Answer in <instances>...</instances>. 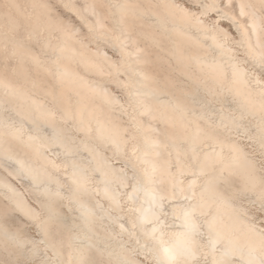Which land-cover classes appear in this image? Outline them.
<instances>
[{
	"label": "rangeland",
	"instance_id": "rangeland-1",
	"mask_svg": "<svg viewBox=\"0 0 264 264\" xmlns=\"http://www.w3.org/2000/svg\"><path fill=\"white\" fill-rule=\"evenodd\" d=\"M74 1L77 6L79 5L78 7L80 10L82 9L84 11L83 13L90 21H94L98 18L103 20L107 27L108 25H112V18L108 12L107 6H105V3L101 2V0H91L93 4L88 0ZM86 1L87 4L84 3ZM131 1L143 10H151L156 13H162L163 10L167 9L166 6H169V3H171V5H179L180 7L186 8L189 14L192 12V17L198 16L207 26L214 28L219 27V38L222 39L224 44L230 49L232 57L247 71L249 85L252 88L260 87L264 89V49L262 51L263 61H261L248 51L245 39V36L249 37L253 46L257 48V45L252 39V29L250 25V13L252 11L250 12L249 8L253 7V9H256V13L259 14L258 18L262 25L260 39L264 44L263 4H259L258 6L255 0H229L227 3H225V0H210L211 2L209 0ZM239 2H242L246 7L244 13H240ZM63 5V3L57 0H46L45 33L48 35V40H58L62 32L66 33L64 37L74 46L77 52L74 54L75 57H73L71 61L72 65L81 75L85 76L90 83L95 82V84L98 85V89L95 90L96 92H94V90H92V93L91 91L88 92L89 90L87 91L89 104H91L93 108L94 105L95 107H102L98 110L100 112L97 116L106 121L107 124H111L110 126L113 128L117 126L115 129L119 130L118 137L121 138L116 140V143L112 141L106 142L97 136L93 129H89L93 134L87 128L77 129L79 128L78 124L76 125L75 122L77 120L74 119L73 116L72 119L69 115H66L64 112L65 106L56 103L54 100L55 96L53 91L58 89L59 84H57L58 82L55 81L54 76L50 74L51 72L45 67V64H48L50 60V53L48 50L42 55L43 66H36L32 64V62L26 66L23 72L17 71L18 73H16L17 76H14V80L17 83L19 91L21 90V93L23 91L24 93L22 94H24L25 97L28 96V99L37 98L36 100H40L39 102H41L42 106L45 107L47 111L36 114V117H38L36 118L37 121L39 122L40 120V124L42 122L40 125L43 129L42 131L45 134L49 132L47 135L55 131L59 136V140L61 139V143L57 142L54 145L46 146L40 157H35L25 146H19L18 144L14 145V149L18 150L19 154L24 157L26 162L30 163L33 167H37V180L25 174L18 175V173L13 171L14 168L12 166L0 164V180L5 183L8 182L13 191L12 195L6 187L0 188V225L7 232L10 231L9 233H15L17 236H20L21 239H24V243L18 245L6 240L0 231V264H65L66 255L68 254L67 252L70 246L69 243L71 242L69 241V237L73 234L77 235L78 238H75L73 243L76 245H83L85 243L82 238L83 233L89 231L94 237L100 240L98 241L103 250L104 248H115L114 246L116 244L121 245L125 251L124 253L127 255V260H124L121 264H163L153 256L150 249L154 240L142 237L138 231V225L130 222L135 213L136 204L141 201V195L138 194L135 198H130L129 192L132 190V186L136 180L135 166L136 164L141 166L143 163L137 159L133 161L136 158L135 155H137L139 148L137 144H139L140 126L134 123L138 113H135L136 107L134 99L129 93V83L127 81V75L129 74L127 72L125 73V71L115 69L114 65H116L115 63L119 60V53L116 49L111 48L104 40H97L92 37L93 34L91 32V34L89 33L90 28L83 23V20ZM87 5H89V7ZM177 13L179 12L177 11ZM143 24L138 26L135 25L133 28H128L125 31L120 30L121 36H127V40H130V37H134L135 42L133 43L140 48V50L138 49L132 56V58L136 59V65L152 73L153 83L156 81V84H159L158 86L161 88L165 85L168 87L169 91L166 89L165 95L171 94L172 96H178L181 94L179 98H184V102L190 106V109L196 106V111H199V107L201 106L203 111L205 110V115L203 114L202 117H197L193 114L192 110L189 109L191 112L187 110L184 113L183 119L190 124L191 122L192 124L195 122L196 124L202 125V133L200 134L204 137L202 142L204 146L201 145V149L207 147L211 148L213 145H217L216 143L219 145L222 144L228 157L232 159L230 164L228 163L223 168H219V165L216 163H214V165L212 164L209 167L210 171H208V173L216 172L218 176L216 175L215 178L212 176L213 179L210 178L206 184L203 183L205 182V178L200 177V182L194 187V193H189L188 188L185 187L183 191L176 195L177 197L172 199V201L193 202L198 198L200 201L209 203L207 204V211L197 212L196 214L200 223V228L197 233L198 255L191 261L180 260L175 264H209L212 253L217 254L221 249L220 243L215 244L213 247L209 243V235L204 226V222L209 217L210 213L215 210V207L212 205L213 197L210 196V193H215L213 195L218 194L226 200L222 207H218L219 209L216 211L217 216L215 218L217 219V223H224L223 225L228 226L231 234H236V238L240 243H246L245 240L250 241L256 244L258 250H264V105L262 106V104L254 101L249 103L251 111L242 110L237 105L235 96H233L225 86H221L205 77L192 62L182 63L178 61V58L172 51V39L170 37H167V35L155 25L145 26ZM238 25L241 26L239 27ZM242 29L245 30L242 31ZM132 46L133 45L128 44L129 48ZM101 49L106 57H109L108 59L104 57L102 59V55L100 56L96 53L97 51H101ZM212 52L215 53V50ZM82 54L89 59L91 58L94 64L83 63L82 59L84 56ZM31 71L34 72L32 73ZM166 87L163 88L165 89ZM14 92L15 95L9 94L11 97L8 95L10 101L9 105L12 107L8 106L9 109L8 107L6 108V112L11 113L13 117L16 115L15 110H17V114H19V112H21L20 108L24 107V103H21L16 91ZM104 93L115 97L116 103L114 106H110V108H108L109 106L107 107V103L105 99H103L105 96L103 95ZM74 94L73 91L67 90L64 95L65 99L71 100ZM13 95L16 97L13 98ZM193 95L195 96L193 97ZM262 97L264 99V90ZM96 109H98V107ZM62 113L65 116L63 115L62 117ZM21 116L24 117L25 121H29V119H27L28 117L22 114ZM138 117L148 126L145 132L159 139V144H161L158 146L157 156L159 159L163 160L166 158L170 159L169 166L171 170H174L177 164L186 165L190 163V152L179 151L173 147V143L175 144L177 142L179 136L182 133L188 132L190 124L181 127L175 121L172 122L169 120L167 123V118H162L161 115L159 116L158 112L154 115H152L151 112L139 113ZM26 125L29 126L28 123H26ZM48 125H51L52 128ZM29 128L30 127H26L25 130L30 131L31 129ZM86 130L88 135H86ZM72 139L76 141L73 140L72 142ZM63 140H66L65 144ZM132 142H134L135 145ZM209 142L211 144H209ZM66 144L70 146L67 145V147ZM120 146L122 148H120ZM163 146L165 148H163ZM173 154H175V156ZM71 157L76 158L72 159ZM91 158L93 160L96 159L95 161L98 164L101 162L99 165L102 169L108 168L107 170H109V166H112L114 168V173L109 172L118 178H120L119 176H121V178L123 177L122 184L120 182H115L114 185L116 191L118 190L117 203H113L109 197L101 192L99 188L100 182H98L100 180V173L98 170L86 171L88 175H86L85 182H83L84 184L75 183L72 180L71 167L74 160L79 161L83 159L82 163L85 162L84 164L87 165L86 163L89 164V162H91ZM133 162H136V164ZM132 164H134V167H132ZM190 177L191 174L185 172L182 173L181 180L185 182ZM153 179L156 186L163 191L166 190V192H168V190L170 191L175 188L172 186L170 176L167 175L166 171L158 169L157 172L155 171ZM46 180L49 181V187L51 189L58 190L56 199L55 197H53V199L46 194H42L43 192L40 188ZM202 185L204 187L201 188ZM78 201L86 202L98 210L93 220L87 225L79 223ZM204 204L206 205V203ZM49 205L50 208L48 207ZM47 207L52 209L47 211L45 210L48 209ZM99 207L102 208L99 209ZM52 211H55V213H52L54 216L52 218L48 217V213ZM159 215V220L148 221L147 226L157 223L160 228L158 229V233L162 232V238L166 239L170 231L180 225L178 216L174 214L170 201H168L166 197L163 199V205ZM59 217H62L61 219L63 222L65 220L64 224L57 220ZM54 219L58 222L56 220L54 221ZM71 220L74 221L76 225H71ZM66 221L68 223H66ZM231 221L234 223L229 225ZM41 222H43V226L40 225ZM121 222L123 224H121ZM70 225L71 228H69ZM120 225L122 227H120ZM242 225L245 226L242 227ZM245 231L248 232L245 234ZM83 253L81 261L75 264H120L111 256L109 257V255H105L90 246L84 247ZM263 259V257L262 259L260 258L262 263H264ZM223 264L254 263L242 260L238 256H233L230 259H226Z\"/></svg>",
	"mask_w": 264,
	"mask_h": 264
},
{
	"label": "bare ground",
	"instance_id": "bare-ground-1",
	"mask_svg": "<svg viewBox=\"0 0 264 264\" xmlns=\"http://www.w3.org/2000/svg\"><path fill=\"white\" fill-rule=\"evenodd\" d=\"M57 1L63 3L64 4L63 6L68 8L71 12L75 13L77 17L83 20V23H85L90 28L89 33L91 32L93 34L92 37H94L97 40L98 39L104 40L106 43H108L111 46V48L116 49V51L119 53L118 54L119 60L117 63H115L116 65H114V63L113 65L115 66V69L125 71V73L127 72L129 74L127 75L128 77L126 76L127 81L129 83L128 86L129 93L134 99V104L136 107V109L134 108L136 111L135 110L134 111L135 113H138V115L139 113H146V112L147 113L151 112V114L154 115L156 112H158L159 116L161 115L162 118L164 117V119L167 118L166 121L167 123L169 120H171L172 122L175 121L178 125L182 127L190 124L188 121H185L183 119L184 113L187 110L189 112H191L190 110H192L193 114H195L197 117H202L205 111V110L203 111L200 105H198L200 106L199 111H196L195 109L196 106L190 109V106H188V104L184 102L183 100L184 98L182 99L179 98V95L181 94H179L178 96L176 95L177 97L175 95L174 97L171 94L165 95V90L167 89L169 91L168 87H166L165 85L163 86L166 87L164 89L163 87L162 88L159 87L158 86L159 84L157 85L156 81L155 83H153V76L151 75L152 73H149L145 71L146 69L143 70L142 67L136 65L137 64L135 61L136 59L132 58V56L138 49L140 50V48L139 46L135 45V43H133L135 42L134 37H130V40H127V36H121L120 30L125 31L128 28H133L135 25L138 26L143 23H144L143 25L145 26L148 25L157 26L163 33L167 35V37H170L172 39L171 48L174 54L176 55V57L178 58V61H181L182 63L192 62L194 66L197 69H199L201 73L204 74L205 77L211 79L212 81L218 83L221 86H225L228 89V91L233 96H235L236 99L235 101L242 110L251 111V108H249L250 105L249 103L254 101H257L259 104H262V106L264 105V99L262 97L264 89L260 87L252 88L249 85L247 71L241 64H239L232 57V53L230 49L224 44V41L219 38V34H218L220 33L219 27L214 28L207 26L203 20L198 18V16L192 17L191 14L192 12L189 14L186 8L180 7L179 5L178 6L171 5V3H169V6H166L167 9L163 10L162 13H156L151 10H143L139 8L137 4H135L131 0H101V2L105 3V6H107L108 12L110 13V16L112 18L111 19L112 25L110 26L108 25L107 27V25H105L104 21L101 19L96 18L94 21H90L89 19H87L86 15L83 13L84 11L82 9H81L82 11L80 10V8L78 7L79 5L77 6L74 0H57ZM88 1L92 3L93 0L92 1L88 0ZM255 1H257L258 6L259 4L264 5V0H255ZM227 2H229V0H225V3ZM84 3L87 4V1ZM210 4H214V3H210ZM87 6L89 7V5ZM245 9L246 7L243 5V3L239 2L240 13H244ZM249 10L250 12L252 11L250 13L252 39L253 42L257 45V48L253 46L249 37L245 36L246 43L248 46L247 48L250 53L256 56L257 59L263 61L262 51L264 49V44L260 39V34H261L260 32L262 28L261 21L258 18L259 14L256 13L255 8L253 9V7H250ZM177 11L179 13H177ZM45 18H46V0H0V164L2 165L5 164V166L6 165L12 166L14 168L13 171L18 173V175L25 174L27 176L32 177L34 180L38 179V178L36 179L37 167L35 166L33 167L30 163L26 162L24 157L21 154H19L18 150L14 149V145L18 144L19 146H25L27 149H29V151H31V153L35 157H40L43 149L46 146L54 145L57 142L59 143L61 139L59 140V136L55 131L51 132L50 135H47L49 132L45 134L42 131L43 129L40 127L42 122L40 124L39 123L40 120L39 122L37 121L36 118L38 117H36V114H41L45 112L46 111L45 107H43L41 102H39L40 100L39 101L36 100L37 98L28 99V96L25 97L24 94H22L24 92L22 91L21 93L20 92L21 90L19 91V88L17 87V83L14 80L15 79L14 76H17L16 74L18 73L17 71L23 72L26 66L32 62H33L32 64H35L36 66L37 65L43 66L44 63L42 60V55L47 50L50 53L49 56L50 60L49 63L45 64L46 66L45 65L44 66L47 68V70L51 72L50 74L54 76L55 81H57L58 82L57 84H59L58 89L56 91L55 90L53 91L55 96L54 100L56 103L63 104L65 106L64 112L66 115H69L72 119L74 117V119L77 120V121L74 120L76 122V125L78 124L79 128L77 129L80 128H87L88 130L93 129L95 131V134L106 142L112 141L116 143L115 141L121 138L118 137L119 130L117 129L118 130L117 131L115 129L117 126L114 125L115 128H113L112 126H110L111 124L110 125L107 124L106 121H104L103 119L97 116L98 113L100 112L98 110L101 109L102 107L99 108V106H97L98 109H96L97 107H95V105L93 108L92 105L89 104V98H87L88 97L87 93L90 91L92 93L93 92L92 90L96 92L95 90L98 89V85L95 84V82L90 83L89 80L85 76L81 75L72 65L71 61L73 57H75L74 54L77 52L74 46L71 45L68 42V40H66V37H64L66 33H63L61 31L62 33L60 34L58 40L49 41L47 37L48 35L45 33V26H46ZM243 30L245 29H242V31ZM128 44H131L133 46L129 48ZM214 50L215 53L212 52ZM96 53L100 56L102 55L101 56L102 59L103 57L106 59L109 58L106 57L102 49L101 51H97ZM82 61L85 64H94L91 58L89 59L88 57L85 56L82 59ZM67 90H71L75 93L71 100L65 99L64 95ZM14 91H16L17 95L19 96L18 99L21 100V103H24L23 104L24 107L20 108L21 112H19V114H17L18 111L15 110L16 115L13 117L11 113L6 112V108L8 106L9 107L11 106L9 105L10 101L8 95L9 94L15 95ZM103 95H105L103 99H105V102L107 103L106 104L107 107L109 106L108 108H110V106L115 105L116 103L115 97L111 96L110 94L107 95L105 93ZM194 96L195 95H193V97ZM15 97L16 96H14L13 98ZM190 101L191 99L189 100V105H190ZM21 114L28 117L27 119H29V121L27 120L25 121L24 117L21 116ZM63 115L64 114L62 113V117ZM138 115L135 117L134 123L140 126V130H139L140 137L138 141L139 144H137L139 148L137 151V155H135L136 158L133 161H136L137 159L138 161H141L143 165L140 164L141 166H139L138 164H136V162L135 163L133 162L134 164H136L135 166L136 180L132 186V190L129 192V197L135 198V196L140 194L141 201L136 204V209L134 211L135 213L133 215V218H131L130 222L132 224L138 225V229H139L138 231L140 232L142 237L151 238L154 240V242L150 246V249L153 253V256L163 264H175L180 260L191 261L193 258H195L198 255L197 233L200 228V223H199V218L197 217L196 214L197 212L199 213L201 211H205V210L207 211L208 210L207 204L209 203L200 201L198 200V198H196L195 201L193 202L172 201V199L174 197H177L176 195H178L181 191H183V188L185 189V187L188 188L189 193L191 194L194 193L195 191L194 187L198 185V183L200 182V177L205 178V182L203 183L206 184L207 181L210 180V178H212V176H214V178L216 177V175L218 176V173L216 172L208 173V171H210L209 167L212 164L214 165V163H216L219 165V168H223L228 163L230 164L232 159L228 157L226 151L224 150L225 148L223 147L222 144L219 145L218 143H216L217 145H213L211 148L207 147L205 149H201L202 147L201 145H203L202 142L204 140L203 135L200 134L202 133L201 132L202 125L196 124L195 122L192 124L191 122V124L189 125L188 132L182 133L179 136L177 142L175 144L173 143V147H175V149L179 151L190 152L191 155L190 163L189 164L187 163L186 165L177 164L176 168L174 170H171L169 166L170 159L166 158L163 160V159H159L157 156L158 146L161 144V143L159 144L158 141L159 139H156L145 132L146 127L148 128V126H146L141 121ZM26 123H28L29 126H27ZM26 127H30L29 129L31 130L30 131L25 130ZM49 127H51V125ZM89 131L91 132V130ZM85 132L86 135H88L87 130ZM73 140L75 139H72V142ZM132 143L134 144V142ZM209 144L211 143L209 142ZM67 145L68 144H66V146ZM120 148L122 147L120 146ZM163 148L165 147L163 146ZM173 155L175 156V154ZM91 159H90L91 162H89L90 165L88 163H86L87 165H85L84 164L85 162L82 163L83 159L79 161L74 160L71 167L72 180L75 183L82 184L83 182H85L86 175H88L86 171L98 170L100 173V176L98 175L100 177L99 178L100 180L98 182H100L99 188L101 192L107 197H109V199L113 203H117L118 190L116 191L114 185L115 182L118 183L120 182L122 184L123 177L121 178V176H119L120 178H118L115 175H113L112 173H114V168L112 166H109V170H107L108 168L102 169L99 165L101 162L98 164L95 161L96 159L95 160L93 159L91 160ZM134 164H132V167H134ZM158 169L166 171L167 175L170 176V182L172 186L175 187L173 190L170 191L168 190V192H166V190L163 191L162 189H159L156 186V184L154 183L153 175L155 171L156 172L158 171ZM109 171L112 173H110ZM185 172L190 173L191 177L184 182L181 180V175L182 173ZM4 187L8 189L9 193L13 192L8 182L5 183L0 180V188H4ZM202 187L204 186L202 185L201 188ZM40 189L43 192L42 194H46L50 198L55 197L56 199V196H58V190L51 189L49 187V181L47 180L44 182V184ZM213 194L215 193H210V196L213 197L212 205L213 207H215V210L212 213H210L209 217L204 222V226L209 235V243L212 245V247L215 244L220 243L221 249L217 254L212 253L211 261L209 264H223L224 261H226V259L228 258L230 259L233 256H238L242 260H247L248 262L251 261L254 264H264L260 260V258L261 259L262 257L264 258V250H258L256 248L257 247L256 244L251 243L250 241L245 240L246 243H240L236 238V234L235 235L231 234L230 228L228 226L223 225L224 223L223 224L220 223L221 225L217 223L216 221L217 219L215 218L217 216L216 211L217 209H219L218 207H222V205L226 202V200L218 194L217 195H213ZM164 197H166V199L170 201L172 210L174 214L178 216V220L180 224L174 229L171 228L172 229L171 231L169 230L170 234H168L166 239L162 238L163 237L161 236L162 232L158 233L159 231L158 229L160 228L157 223H154L153 225L149 224V226H147L148 221L160 219V218L158 219V217L160 216L159 215L160 209L163 205ZM204 203H206V205ZM48 207L50 208V205ZM77 207L79 210L78 216L80 217L79 223L83 225H87L88 223H90V221L93 220V217L96 215V211H98L96 210L95 207L83 201H78ZM49 208L45 210L48 211L52 209ZM100 208L102 207H99V209ZM53 212L55 213V211L49 212L48 217L52 218L54 216L52 214ZM61 218L59 217L57 218V220H59L60 223L64 224L65 220L63 222ZM55 220L56 219H54V221ZM43 222H41L40 225L43 226L42 224ZM117 222L118 221L116 220V223ZM66 223L68 222L66 221ZM70 223L71 225H76V223H74V221L72 220ZM233 223L234 222L231 221L229 225H232ZM121 224L123 223L121 222ZM71 225L69 228H71ZM244 226L245 225H242V227ZM120 227L122 226L120 225ZM0 231L3 237L8 241L14 242L18 245H22L24 243V239H21L20 236H17L15 233H9L10 231L7 232L1 225H0ZM246 232L248 231H245V234ZM75 238H78L77 235L75 234L69 237V241L71 242L69 243L70 246H69V251L67 252L68 254L66 255L67 258L65 264H75L80 262L82 259V255L84 254L83 249L86 246L93 247L95 250H98L99 252L104 253L105 255H109V257L111 256L114 260H116L120 264L124 260H127V255L126 253H124L125 251L123 250L120 244H116L114 246L115 248L110 247V248H104L103 250L101 249L99 244L100 240L94 237L90 233V231L83 233L82 238L83 241L85 242L83 245L74 244L73 242Z\"/></svg>",
	"mask_w": 264,
	"mask_h": 264
}]
</instances>
